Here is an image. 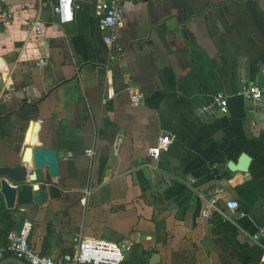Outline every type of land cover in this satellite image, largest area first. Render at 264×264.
<instances>
[{"label": "crops", "instance_id": "obj_1", "mask_svg": "<svg viewBox=\"0 0 264 264\" xmlns=\"http://www.w3.org/2000/svg\"><path fill=\"white\" fill-rule=\"evenodd\" d=\"M52 4L1 7L0 166L21 164L29 138L57 152L58 175L37 173L40 205L0 198V248L27 220L29 246L54 259L85 238L129 241L121 264H263L264 100L237 93L264 88V0L126 3L110 45L94 0L67 24ZM242 154L247 171H229Z\"/></svg>", "mask_w": 264, "mask_h": 264}, {"label": "built area", "instance_id": "obj_2", "mask_svg": "<svg viewBox=\"0 0 264 264\" xmlns=\"http://www.w3.org/2000/svg\"><path fill=\"white\" fill-rule=\"evenodd\" d=\"M142 1L146 0H94L96 29L103 35L102 41L104 44L110 45L115 41L113 30L121 26L123 6L126 3H140ZM4 3L5 0H0V22L7 20L9 17L2 12L1 7ZM75 7V0H53L51 12L59 24H67L72 21V13ZM33 31L37 30L34 28ZM34 65L39 66V63ZM237 95L246 102L255 103L259 100H264V88L244 86ZM139 97V95H132L131 102L136 104ZM213 101L219 114H226V96L222 93H216ZM24 102L26 104L31 103L29 98H26ZM170 141L171 139L168 136L159 138L157 145L148 149L149 156L156 159L159 151L165 150ZM84 155L91 158L93 151L86 150ZM225 208L229 211H234L238 208V204L236 201L229 200L225 203ZM203 216L206 218L207 214ZM30 230V222L24 220L16 232L7 234L5 246L0 248V261L10 257L25 264H121L131 245L129 241L109 242L81 238L71 254L60 255L59 258L54 259L50 256L39 254L29 246L27 237ZM261 261L264 264V250L261 253Z\"/></svg>", "mask_w": 264, "mask_h": 264}, {"label": "water", "instance_id": "obj_3", "mask_svg": "<svg viewBox=\"0 0 264 264\" xmlns=\"http://www.w3.org/2000/svg\"><path fill=\"white\" fill-rule=\"evenodd\" d=\"M261 100L255 102L258 105ZM2 107V105H1ZM108 125V121H103V130ZM36 129V125L33 126ZM32 139L26 140V146L23 151L22 163L15 166H0V198L5 209L10 210L14 207H25L29 205H40V193L44 190V185L34 183L37 173L45 169L50 178L58 175V154L53 149L36 147L32 144ZM249 158L242 154L235 164L228 163L227 169L231 172H246L248 169ZM66 217V213L61 214ZM158 255L153 253L149 262H157ZM0 264H25L14 259L5 258Z\"/></svg>", "mask_w": 264, "mask_h": 264}, {"label": "trees", "instance_id": "obj_4", "mask_svg": "<svg viewBox=\"0 0 264 264\" xmlns=\"http://www.w3.org/2000/svg\"><path fill=\"white\" fill-rule=\"evenodd\" d=\"M7 214V213H6ZM5 246V244L2 246V247H4Z\"/></svg>", "mask_w": 264, "mask_h": 264}]
</instances>
